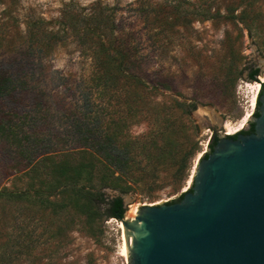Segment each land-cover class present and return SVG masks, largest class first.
Here are the masks:
<instances>
[{
  "label": "rangeland",
  "instance_id": "1",
  "mask_svg": "<svg viewBox=\"0 0 264 264\" xmlns=\"http://www.w3.org/2000/svg\"><path fill=\"white\" fill-rule=\"evenodd\" d=\"M67 8L85 14L102 11L104 18L114 20L117 40L113 44L130 47L129 72L156 87L158 100L175 95L197 103L191 116L185 117L200 146L194 166L214 132L194 112L207 114L223 132L238 129L247 116L244 128L251 120L257 106L256 83L264 82L248 79L252 69H259V77H264V0H0V68L28 83L18 114L31 109L47 114L46 119L25 125L27 134L38 127L45 132L53 129L58 136L76 118L87 121L80 82L93 71L81 42L89 26L79 22L64 27L62 13ZM90 28L93 34L87 46L102 49L105 36ZM2 108L0 114L12 110ZM146 130L143 122L133 125L130 133ZM66 139L56 137L52 150L80 146L78 140ZM190 178L180 190L173 189L170 173H161L156 183L141 184L127 193L102 191L106 200L124 196V219H128L134 217L132 210L143 205L179 200L190 188ZM44 186L41 177L28 173L25 160L18 157L2 163L0 193L23 195L16 202L7 195L0 198L4 264H130L122 250L126 239L121 220L86 219L68 200L61 208L42 205L38 191Z\"/></svg>",
  "mask_w": 264,
  "mask_h": 264
},
{
  "label": "trees",
  "instance_id": "2",
  "mask_svg": "<svg viewBox=\"0 0 264 264\" xmlns=\"http://www.w3.org/2000/svg\"><path fill=\"white\" fill-rule=\"evenodd\" d=\"M101 12L85 14L67 8L62 13L64 27H76L79 22L89 26L84 32L86 40H81L83 53L90 57L93 67L91 75L80 82L86 122L76 118L70 129L58 136L53 129L45 132L38 127L27 134L24 126L46 119L47 114L42 109L18 114V105L25 96L24 85L28 83L20 75L0 68V108L12 109L8 115L0 114V168L5 161L10 163L18 157L25 160L28 173L41 177L45 184L38 191L42 205L61 208L67 206L68 200L86 219L108 216L123 220V198L106 200L104 188L127 193L141 184L156 183L161 173H170L174 190H180L189 180L200 146L189 133L185 117L191 116L197 103H186L175 95L158 100L153 91L156 87L129 72L133 53L126 43L113 44L117 40L116 24ZM90 27L105 36L102 49L87 46ZM257 71L253 69L251 76ZM256 114L257 109L253 115ZM143 122L147 124L146 132L130 133L133 125ZM193 130L198 131V127L194 125ZM61 136L67 137L66 141L78 140L80 146L52 150L56 137ZM4 195L15 202L23 199L18 192L3 191L0 198ZM52 197L59 199L51 200ZM2 257L0 264L6 261Z\"/></svg>",
  "mask_w": 264,
  "mask_h": 264
},
{
  "label": "water",
  "instance_id": "3",
  "mask_svg": "<svg viewBox=\"0 0 264 264\" xmlns=\"http://www.w3.org/2000/svg\"><path fill=\"white\" fill-rule=\"evenodd\" d=\"M260 91L253 133L221 134L179 200L121 220L130 264H264V83Z\"/></svg>",
  "mask_w": 264,
  "mask_h": 264
},
{
  "label": "flooded vegetation",
  "instance_id": "4",
  "mask_svg": "<svg viewBox=\"0 0 264 264\" xmlns=\"http://www.w3.org/2000/svg\"><path fill=\"white\" fill-rule=\"evenodd\" d=\"M258 71H257V74H255L254 76H251L252 75V72H253V69L250 71V73H249V75H248V79H250V80H254V79H261V77H259L260 76V70L259 69H257ZM262 83H264V82H262ZM254 113V112H253ZM213 134H212V137L210 138V141H209V144H208V147L206 148V149H209V148H211L217 141H218V139H219V136L221 135V134H223L224 133V135H227V136H232L231 134H228V133H226L227 131H226V128H225V131L223 132L221 129H218V127H216V126H213ZM254 132V125H253V122L252 121H250L249 123H248V125H247V127H245V130L243 131V133H245V134H248V133H253ZM233 137L234 138H236L237 136H236V134H234L233 135ZM212 141V142H211ZM206 151H208V150H206Z\"/></svg>",
  "mask_w": 264,
  "mask_h": 264
},
{
  "label": "bare ground",
  "instance_id": "5",
  "mask_svg": "<svg viewBox=\"0 0 264 264\" xmlns=\"http://www.w3.org/2000/svg\"><path fill=\"white\" fill-rule=\"evenodd\" d=\"M261 81H264V77H261ZM260 88H261V83L260 82H257L256 83V91H257V93H259L258 91H260ZM254 99H256L255 97H254ZM256 102V101H255ZM248 118H249V116H247L244 120H243V122L240 124V127L238 128V129H228L229 131H227L226 133H228V134H232V135H234V134H236V133H238L239 131H241L244 127H243V125L245 124V122L248 120ZM200 158V157H199ZM199 158H197V160H199ZM197 160H196V163H197ZM196 166H197V164H196ZM196 166H194V168H196ZM193 175H194V171H193V173H192ZM193 177V176H192ZM191 177V178H192ZM190 178V179H191ZM191 183V180L189 181V184ZM133 212V216H135L134 214H136L137 213V210L135 209V210H132ZM132 218H134V217H132ZM123 254L125 255V256H127L128 255V249H127V244H126V242L124 243V245H123Z\"/></svg>",
  "mask_w": 264,
  "mask_h": 264
}]
</instances>
